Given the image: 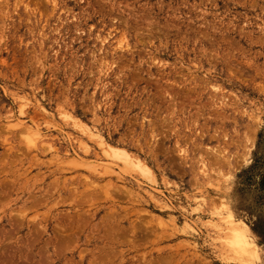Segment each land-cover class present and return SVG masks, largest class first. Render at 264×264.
Instances as JSON below:
<instances>
[{"label":"rangeland","instance_id":"374dc122","mask_svg":"<svg viewBox=\"0 0 264 264\" xmlns=\"http://www.w3.org/2000/svg\"><path fill=\"white\" fill-rule=\"evenodd\" d=\"M0 264H264V0H0Z\"/></svg>","mask_w":264,"mask_h":264},{"label":"bare ground","instance_id":"6f19581e","mask_svg":"<svg viewBox=\"0 0 264 264\" xmlns=\"http://www.w3.org/2000/svg\"><path fill=\"white\" fill-rule=\"evenodd\" d=\"M91 136V135H90ZM96 137H97V135H96ZM99 142V141H98ZM101 142H103V141H101ZM99 144V143H98ZM104 144V143H103ZM101 145H102V143H101ZM100 145V146H101ZM104 146V145H103ZM107 149L110 151V154L108 153V155L109 156H113V157H115V156H117V157H120V158H123V160L125 161V162H129L130 164L132 163L133 164V159L128 155V153H126L124 150V152L121 150V152L120 151H118V148H113V147H110V146H107ZM107 150V151H108ZM101 151V150H100ZM104 151V150H103ZM107 151H106V153H107ZM116 157V158H117ZM121 160V159H120ZM136 160V159H135ZM136 161H138V160H136ZM135 161V162H136ZM137 163V162H136ZM139 163H141V162H139ZM142 165V164H141ZM148 169V168H147ZM227 219V218H226ZM228 222V221H227ZM232 224V223H231ZM243 226V225H242ZM240 227V226H239ZM245 227V226H244ZM241 228V227H240ZM243 231V230H242ZM242 234V233H241ZM249 239V238H248ZM239 247V246H238ZM243 247V246H242ZM244 250V249H243ZM252 250V249H251ZM248 252H250V251H248ZM245 254V253H244ZM247 254V253H246ZM254 255V254H253Z\"/></svg>","mask_w":264,"mask_h":264}]
</instances>
